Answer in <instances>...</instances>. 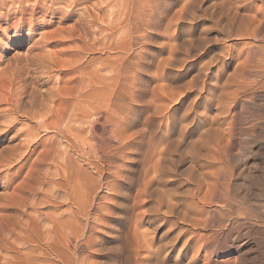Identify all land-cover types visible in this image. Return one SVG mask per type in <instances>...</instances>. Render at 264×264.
I'll use <instances>...</instances> for the list:
<instances>
[{"label":"rangeland","instance_id":"374dc122","mask_svg":"<svg viewBox=\"0 0 264 264\" xmlns=\"http://www.w3.org/2000/svg\"><path fill=\"white\" fill-rule=\"evenodd\" d=\"M120 1L108 0L109 5H103L100 10L95 5L96 0H75V4L72 0H25L26 12L22 19H11L12 29L6 34L8 42L0 46V264H20L22 259L24 264H68L58 261L49 248L50 233L56 228L66 237L72 235L70 229L87 234L78 240L82 243L79 250L74 249L73 244L78 243L75 240L72 244L65 241L68 247L60 245L69 261L77 259L75 264L85 257L89 264L90 260L93 263V255L102 264H188L194 252L191 245L202 234V243H210L200 250L203 255L199 253L193 264H211L212 261V264H264V72L261 73L264 71L261 70L264 67L261 66L264 64V0H136L137 10L148 8L144 12H150L145 16V25L137 29L142 31L136 34L133 29L135 35L132 33L129 39L141 34L140 37L145 35V41H141L143 37L132 40L126 61L130 65L131 59V66L138 63L141 43L144 45L148 40L153 50L149 49L145 56L148 58L153 51L158 58L166 56V60L159 69L162 73H155L158 79L153 73L156 66L148 68L144 63L139 67L143 65L145 72L153 69L148 72L150 75L140 68L135 80L120 78L123 82L134 81L129 87L139 86L135 101L124 102L127 104H123L125 114L131 119L130 132L140 131L153 141L169 139L172 154L162 178L153 180L145 192L141 162L132 165L135 175L126 183L127 191L118 197L122 202L119 212H123L121 222L117 223L118 232L108 234L101 227L105 209L113 204L115 195L106 188V182L114 178L92 179L95 174L92 168L81 160L79 153L71 150L75 171L81 165L86 172L78 176L74 171L69 186L65 185L61 177V173H65L63 157L58 161L41 162L37 156L42 145L28 148L25 129L34 125V121L27 113L38 108V101L50 99L53 87H60V80L72 75L64 66L68 60L78 59L90 46L96 51L103 49L104 54L95 51L93 55L115 60L118 52L110 47L120 43L129 29L117 28L109 20L119 9V18L129 17L130 12L134 18L131 0L127 10ZM260 22L261 25H256ZM4 34L0 31V39ZM105 44L110 45V50ZM175 58H181L182 63ZM172 59L173 67H170ZM96 65L97 62L93 66ZM131 66L128 73L130 69L134 71ZM111 69L104 72L110 74ZM164 83L167 87L161 90L159 85ZM246 84L252 87H248L250 91L244 87L248 86ZM174 93L178 96L168 99L167 95ZM90 119L93 126L88 125L86 136L91 137L96 132L99 136L102 134L99 138L102 141L98 143L106 141L104 144L110 147L117 144L111 127L103 129L102 119ZM96 120L100 124H95ZM50 134L40 130V144L46 143ZM116 163L122 168L126 165L119 159ZM66 186L72 194L67 192ZM206 194L209 201L205 200ZM200 196H205L204 203ZM171 197L176 198L180 209L192 203L193 198L198 201L199 206L194 203L196 207L190 209L197 210L196 214L191 213L193 211L189 214L202 219L199 228L190 227L189 222L182 219V213L179 217L174 211L171 215L167 213V200ZM74 198L88 208L89 217H73ZM198 209H202L201 213ZM183 230L186 233L174 240ZM190 231H194L195 236L180 251ZM117 233H120L118 238ZM89 235L90 241L86 244ZM136 236L140 243L147 239L152 244L149 249L141 248L137 258L133 252ZM100 243L106 246L105 250L94 252ZM206 254L211 255L210 259Z\"/></svg>","mask_w":264,"mask_h":264},{"label":"bare ground","instance_id":"6f19581e","mask_svg":"<svg viewBox=\"0 0 264 264\" xmlns=\"http://www.w3.org/2000/svg\"><path fill=\"white\" fill-rule=\"evenodd\" d=\"M24 1L25 0H0V31H3L5 33L4 36L2 37V39H0V46H1V43L5 44V43L8 42V38L6 37L7 36L6 34H7V32H9L12 29V24L10 25L11 19L18 17L19 20H21L23 15H24V13L26 12L25 11L26 9L23 6V2ZM72 1H73V3L75 2V0H72ZM51 2H52V4H54L53 1H51ZM120 2L122 3L123 6L128 7V8H126V10L130 8L129 6L131 4L129 3L130 2L129 0H121ZM109 3H108V0H96V4L95 5H98V8L100 9L101 7H103V5L106 6L107 4L109 5ZM131 3L133 4L131 6V8H133L132 10H134V18L133 17L131 18L133 12H130L131 14H130L129 17L125 16L126 18L125 17L122 18L121 14H120L121 17L119 18V16H118L119 12H117V11H119L120 9L117 8L119 10H117V9H116L117 11L115 10L116 11V12H114L115 15L112 12L114 17L109 20L110 23L111 24H115L116 25L115 27H117V28H119V27L122 28L123 27V28H128L129 29L128 35L125 38H123L120 43H117L115 45L111 44L112 45L111 47H110V45L108 46V45L105 44L107 46V48L110 47L112 49H115L118 52L117 55H115L117 52L116 53L113 52L115 54L112 53L113 55H111L113 57L115 55V60L114 59L109 60V59H111V58H109V56L106 59L105 57H107V56H104V58H102V56L93 55L92 53L95 52L96 49L90 48L91 46L89 47V50H87V52L82 54L78 59H76V60L72 59L71 61L68 60V62L64 66L72 71L71 72L72 75L67 77L66 80H62V81L60 80V83H62L60 87L59 86L56 87V88L53 87L52 97L50 99H43L42 101L41 100L38 101V103H36V106L38 108H36L35 111L32 112V113H30V112L27 113L28 114L27 115L28 118H30V119L32 118L33 119L34 125L28 126L25 129V136H26L25 139H26V144L28 145V148H31L32 146L36 148L39 145H42V150H40V153L37 156V160L38 161L43 162L45 159H52L54 161H58L60 158L63 157V159L65 161L62 163V166H63V169H64L65 173H61V177H62V180L64 182L66 181L64 183L65 185L67 184L69 186V178L71 177L73 179L72 175H74L73 172L75 171V169H74L75 167L73 165L72 158H71V155H70V151L71 150L72 151L74 150L77 153H79L78 155L81 156V158H82L81 160H83L86 164H88L92 168L93 172L95 173L94 175H97L95 177L93 175L92 179H94V180L96 179L98 181V179L102 180V178L106 179V177H111L112 179L114 178L113 180H110V181L106 182V188L108 190H110L111 192H113L115 195L112 196L113 204H111V206H108L107 209H105L106 217H105V220L101 224V227H103V229L105 228V232H107L108 234H112V232H114V231L118 232L117 229H116V228H118V224L117 223L121 222L120 221V216L123 213V212L122 213L119 212V207L122 205V202L120 200H118V197H119V194H123L125 191H127L126 190L127 187H128V186H126L128 184L127 182L130 180L131 176L133 175L132 171L135 169V167H134V169L132 170V167H133L132 165H134L135 163H140L141 162L140 163L141 164L140 167H141L142 171H144V173H143L144 174V188H143V191L145 192L146 190L150 189L149 187L151 186V183H152L153 180L162 178V176L164 174V169H165L164 166L166 167V165H167L166 163H167V160L169 158V155L172 154V152H171L172 151V147H171V142H170L169 139L166 138V139H163V140H160V141H157V140L153 141L152 139L146 138L144 135H142V133L140 131H136V130H132L131 132L129 131V130L132 129V127H131L132 123L130 122L131 119L128 120L129 115L127 117V115L125 114V111H126L125 109L126 108L124 107V105H127V104H124V102H126V100L128 101V99L134 102L135 101V97H136L135 94L137 93L136 90L139 88V86H138V88H135L134 85H133V87H129L130 85H132L134 83V81H133V83L129 82L130 79L131 80H135L134 78L137 75L136 71L140 70V68L143 66L142 65L141 67H139L140 64H143V63L147 64L148 68H151L154 65V67H152L154 69H155V66H156V70H154L153 73L157 74L159 69L161 68V66H164L163 65L164 62H165L164 60H166V58H165L166 56L163 55L164 57L162 59L159 56V58H160L159 59L158 57L155 56L156 53H154L153 51L150 53L151 55L148 58L145 56V54L148 55L147 53L150 52L149 49L153 50L152 48H150L153 45L150 46L151 40H148L149 44L145 42L144 45H143V42L145 41L144 40L145 39V35H144V36H141V37H143L142 40H141V41H143L141 43L142 44V47H141L142 52L140 50L141 54H139V56L137 57V60L139 59V62H140V63L138 62L139 65H138V63L134 62L135 63V65H133L134 67L131 66L133 64V62H131V59L129 61L130 65H128L126 60H127L128 56H130V55L129 54L127 55V53L132 49V45H133V41L132 40L135 41V38H137V37H133L132 40H129L132 37V33L134 34L133 29L136 32V31H138L137 29L140 27V25H141V28H142L143 27L142 25H145V23L147 22L146 19H145V16H148V13L150 12V11L148 13L144 12L146 9L144 11H142L143 9H141V8H140L141 10H137L136 8H138V7L136 5V0H131ZM117 5H119V4L117 3ZM142 6H143V4H142ZM142 6H140V7H142ZM144 8H145V6H144ZM103 10H104V8H103ZM124 11H125V9H124ZM128 11L125 12V13L127 14ZM136 11H138V13H136ZM146 11H148V8H147ZM234 13H237V12H234ZM100 14H102V13H100ZM236 15L237 14H235V17L237 18ZM89 16L93 17V15H89ZM102 17H103V19H105L104 15ZM232 18L234 20V17H232ZM232 18H230L229 20L231 21ZM255 19H252V20L255 21ZM241 20H243V19H241ZM252 20L250 21L251 23H252ZM242 22H245V21H242ZM19 24H20V22H19ZM252 25H254V24L252 23ZM256 25H261V22H260V24H256ZM240 26L238 27L239 30H240ZM238 28H237V30H238ZM140 30L141 29H139L138 32H140ZM143 30H144V28H143ZM257 30L259 31L260 29L257 27ZM102 31H104V29H102ZM252 31L250 33H252ZM254 31H253L254 33L257 32L256 30H254ZM99 33H100V31H99ZM136 34H137V32H136ZM140 35L137 38V40L139 38L141 39ZM155 42H156V40H155ZM85 43H86V41H85ZM103 43H104V41H103ZM159 45H160V41H159ZM169 45H170V43H169ZM171 45H174V44L171 43ZM178 45L180 46V44H178ZM176 46H177V44H176ZM82 48L86 49L84 46ZM177 48H180V47H177ZM102 50L103 49H101L99 51H96V52L99 53L100 51L102 52ZM108 50H110V49L108 48ZM83 51H86V50H83ZM175 51H176V49H175ZM134 52H136V51H134ZM156 52H157V49H156ZM136 54H138V53H136ZM176 54L177 53H175V55ZM179 54L180 53H178V55ZM105 55H108V53H106ZM175 59L178 60V58H175ZM132 60H134V59H132ZM173 60L174 59H172L170 67H173L172 66L173 65ZM180 60H181V58L178 60L180 62V64H181L182 61H180ZM262 60L261 61L259 60L260 63H262L264 61V60L263 61ZM118 61H120V62H118ZM95 62H97L98 66L97 65L93 66V65H95ZM175 63L178 65L177 61ZM78 64H81V65H78ZM126 66H127V68H126ZM128 66H131V68L133 67V69L135 71V73H133V75H132V72H134V71H132V69H130L132 72L129 70L131 72V75L128 76V74L130 73V72L128 73V71H127ZM261 66L263 67L264 64L261 65ZM166 67H163V70H164V68L166 69ZM108 68H112L110 70L111 73L109 72L110 74H107V73L104 72ZM239 69H240V67H239ZM152 70L153 69H151L150 71H152ZM250 70H251V68H250ZM259 70L260 69H258V71ZM261 70H264V67ZM150 71H148V72H150ZM246 71H245V73H246ZM143 72L146 73L147 71L145 72L143 70ZM242 72H243V70H242ZM263 72L264 71H261V73H263ZM160 73H162V72H160ZM243 73L241 74L243 76L242 80H245ZM156 74H155V76H156ZM149 75H148V77H149ZM122 76L125 77V79L126 78L127 79L130 78L129 81L127 80L126 82H123L122 79L120 80V78ZM155 76H153V77H155ZM263 76H264V74H263ZM247 78H246V80H248ZM156 79H158L157 76H156ZM262 80H264V79H262ZM147 81L149 82V79ZM152 81H150V82H152ZM170 81H171V79H170ZM170 81H169V83H170ZM259 82H261V81H259ZM247 83L250 84V82H247ZM112 84H114L113 88L111 87ZM146 84H148V83H146ZM242 84H244V82ZM262 84H264V83L262 82ZM137 85H139V84L137 83ZM153 85H152V87H153ZM238 85H237V88L240 89L239 87H241V86H238ZM246 85H248V84H246ZM251 85H252V83H251ZM258 85H261V84L258 83ZM159 86H160L161 90H165L166 87H167V86H165V83L162 84V85H159ZM244 87L248 88L249 85L248 86L244 85ZM261 87H262V85H261ZM263 87H264V85H263ZM157 88H158V86H156V89ZM249 88H252V87H249ZM249 88H248V90H249ZM152 89L154 90L155 86ZM180 92L181 91H179L178 95H181ZM175 95L176 94L174 93L173 95H167V96H168V99H173L175 97ZM178 95H176V97ZM148 101H151V100L148 99ZM129 104H132V103L130 102ZM169 110H171V109H169ZM131 115H130V117H131ZM92 117H97L98 120L99 119L103 120L101 124L98 123V124L102 125L103 129H106L105 128L106 126L111 127V129H112L111 130V134L114 137L115 141H117V144L113 145L114 147L113 146L110 147L109 143H108L109 145L104 144L106 141H104V143H101V144L98 143V140H99V138H101L100 136L102 134L99 136V134L97 135L96 132H93L94 130H96V128H94V130L92 131L93 133H92L91 137H88V136L85 135L86 133H89L88 129H87L88 125L93 126V122L90 119ZM98 120H96L95 124H97V122H100ZM102 127H101V129H102ZM40 130L45 132V134L52 133V134H50L48 136L47 141L44 144H40V142L42 140V137H40ZM102 131L103 130H101V132ZM128 131L130 133H128ZM96 140H97V142H96ZM77 141H81V142L77 143ZM99 141H102V140L100 139ZM88 147H89V150H88ZM23 153H24V151H23ZM23 153H22L21 157H24L25 154H23ZM29 153H30V151H29ZM173 155H174V153H173ZM118 159H119V161L121 160V161L125 162L126 165H125L124 168L117 166V163L115 164L116 160H118ZM173 160H174V158H173ZM114 167L117 170H115ZM111 169H114L115 171L113 173H111V171H113ZM76 171L78 173V176H80V175H82V174H84L86 172L85 170L82 169L81 165H78ZM77 173H76V175H77ZM68 188L69 187H67V192L68 191L70 192L71 190H69ZM72 193L73 192L71 191V194ZM205 196H207V194ZM200 197H201V200H203V203H204V197H202V196H200ZM206 198H209V197L208 196L205 197V200L209 201ZM175 199L171 197V198H169L167 200V205H166V207L168 208L167 213H170V215H171L172 212L174 211L178 217L182 213V216H183L182 219H184L185 221H188L189 222L188 224L190 225V227L192 226L193 228H195L198 225H201L200 221L202 219L200 220L198 217H196V215L195 216H193V214H192V216L190 215L191 213L197 212V210L193 211L194 208H193V210H190V209H192L191 207L195 206L194 203L196 204V202H198V201L196 200V202H195V200L193 198L192 203L187 204L186 207L180 209L178 207L179 202L177 200H175ZM198 199H199V196H198ZM73 203H74V206L76 207V208H74L75 210H72V213H71L73 215V217H75V218L79 217L80 218V217H89L90 216L89 212H88L89 210H88V208L85 205L84 206L80 205L75 200V198H74ZM205 203H206V201H205ZM196 206L198 207L199 205L196 204ZM201 210H199L198 213ZM190 211H193V212L190 213ZM194 214H196V213H194ZM113 216H117V217L115 219H113ZM197 228H199V226ZM52 232L53 233H50V237H52V242L49 244V248L51 249V251H53V254L56 255V257L58 258V261L61 262V260H62L63 263H65V261H66V262H68V264L69 263L70 264H75L77 259H75L73 261H71V260L69 261V259L65 256V253H63L62 249L60 248V245L64 244V246H67L65 244L66 242H70L71 244L74 243L75 241L78 242V240L81 237H83L84 235H87V234H85V231H79V230L70 229V233L72 235L69 236L67 234V237L65 236L64 232L60 231V228H56ZM59 232H61V233H59ZM103 232H104V230H103ZM25 233L27 234V232H25ZM184 233H186L184 230L182 232L179 231L178 234L175 236L174 240L179 238V236L184 235ZM119 234L117 233L115 235V237L118 238ZM188 235H190V236L186 237V239L183 240L182 247H180V249H179L180 251L185 249L184 247H185V245L187 246V243H191L190 241L195 236V232L194 231H190V233H188ZM196 235H198V234H196ZM212 235L215 236L214 234H212ZM203 236H204L203 234L200 235V237L196 236V237H199L198 240L196 242L194 241L195 242L194 245H191L192 246V250L194 252L192 251L193 253L191 255V258H190V261L188 262V264H193V262L196 261V259H198L197 257H198V254L200 253V250L206 247V245H205L206 243H210L208 241L209 238H208V240L206 238V240L208 242H206L205 244L202 243V237ZM90 237L91 236L89 235V237L86 240L87 241L86 244H88V241H90L89 240ZM135 238H136V240H135V242L133 244V252H134L135 258H137V256L140 255L141 248L149 249V248H151L152 244L149 242L150 240L147 241V239H146V240H144L143 243H140V241L138 240L137 236ZM64 239H66V240H64ZM170 241L172 242L173 240H170ZM95 244H97V243H95ZM166 244H168V243H166ZM192 244H193V242H192ZM207 245H209V244H207ZM73 246H74V249H78L79 247L82 246V243H79V242L78 243H74ZM105 248H106V246L104 247V245L100 243L98 245L97 249L94 248V250H96L94 252H97V253L103 252L105 250ZM209 248H210V246H209ZM160 250H161V248H160ZM205 252H206V250H205ZM205 252H204V254H205ZM78 253H80V252H78ZM154 253H155V251L152 250V255H154ZM201 255H203V254H201ZM95 256L93 255V257H94L93 259L95 261L92 263L91 260H90V264L91 263L92 264H102V262L100 260H98V259L96 260L95 259ZM210 256L211 255L208 254L207 257L206 256H204V257H206L207 259H210ZM201 259H203V258H201ZM202 261H204V260H202ZM77 262H78V264H87V263L89 264V262H87L86 257L78 259ZM212 262H214V261H212ZM212 262H211V264H212ZM20 264H24V260L23 259L21 260Z\"/></svg>","mask_w":264,"mask_h":264}]
</instances>
